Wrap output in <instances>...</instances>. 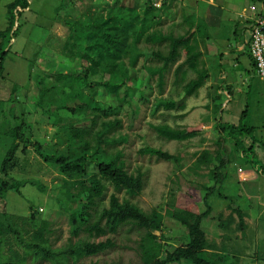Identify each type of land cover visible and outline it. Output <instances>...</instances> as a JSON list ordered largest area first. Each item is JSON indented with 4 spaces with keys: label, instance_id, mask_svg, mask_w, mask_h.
<instances>
[{
    "label": "rangeland",
    "instance_id": "1",
    "mask_svg": "<svg viewBox=\"0 0 264 264\" xmlns=\"http://www.w3.org/2000/svg\"><path fill=\"white\" fill-rule=\"evenodd\" d=\"M11 1L13 0H0V31L9 25L7 5ZM206 1L209 0H166L163 15L152 19L149 31L184 34L189 27L183 22V6L187 3L193 9L192 4L199 2L202 11L208 7L210 10ZM225 1L227 0H215V3L222 5ZM233 1L238 3V0ZM239 1L243 5L254 3L258 8L264 9V0ZM143 4L144 0H31V8L20 18L21 28L10 43L11 51L6 60L4 77L0 78V100L6 101L7 111H15L17 115L24 113L23 116L30 124L32 138L40 142L43 149L51 151L64 147L63 142L56 137L57 127L35 107L33 96L38 92L35 83L38 78H43L51 85L54 83V76L51 77L48 73L75 69L63 53L69 33L66 21L83 20L88 15H106L111 10L120 11L122 5H134L140 9ZM123 9V13H128L127 8ZM220 12L221 18L214 27L205 20L209 24L211 38L200 39V49L204 52L201 61L210 69L211 76L201 87L203 89L198 98L186 99L184 109H166L159 102L168 98L176 99L184 94L180 86V94L177 95L173 90V83L174 68L185 60L186 55L182 53L180 60L166 72L164 93H161L159 75L156 72L160 62L152 55V51L161 49L166 52L168 43L152 44L144 39L138 43L140 55L132 68L137 80L129 83L135 92L133 104L124 106L118 115L121 126L107 133L109 141L103 143L102 147L110 155H119L129 172H143L144 189L140 195L130 196L124 191L116 192L105 180L108 188L99 200L98 212L109 205L110 195L116 192L121 199H129L147 212L157 209L164 214V227L159 231V237L163 241L178 245L187 240V227L173 219L170 212L188 205L200 210L206 209L203 195L206 193L205 187L215 184L210 166H215L217 161L213 163L215 165L209 166H197L195 161L204 149L215 154L224 144L220 139L222 133L216 131L213 125L217 124L214 94L217 87L226 82L231 89V96L227 91L220 94L219 103L227 111L221 115L223 121L237 124L242 111L248 109L241 124L254 126L255 131L252 134L241 133L238 129L233 134L226 132V135L232 137L227 138L226 145H223V157L229 162L223 172L224 180L215 186L208 199L214 204V210L210 217L204 219L203 227L208 240L216 245L213 249L215 252L234 256L238 264H264V175L257 169H264V80L257 76L251 59L245 52L246 42L252 34L251 25L234 12ZM202 15L203 13L201 18L205 19ZM6 42L4 39V48L7 47ZM130 65L127 61V66ZM202 66L203 62L200 68ZM185 69V82L197 76L195 70ZM204 99L209 100V108L195 110L188 115L195 108L191 103ZM114 117L115 115L101 117L95 131L102 128L103 119ZM71 118L77 122V117ZM159 124L198 128L202 132L185 141L168 140L155 129V125ZM253 141L254 146L249 150L248 146ZM235 142L239 143L238 148H235ZM146 146L179 155L181 168L171 161L142 154L140 149ZM22 148L23 144L20 145L9 174L5 176L0 173V184L3 180L11 183L12 179L28 182L20 187V191L7 190L0 193V212H8L19 224L25 223L20 218L26 219L31 214H35L40 220H47L49 224L45 238L51 255L27 253L25 244H19L15 235L10 233L4 236L2 242L4 261L18 264H75L74 257L65 252L70 246L110 238L115 243L114 247L78 260L85 264H143L140 244L146 235L144 228L124 225L116 233L96 236L82 230L78 236H73L69 222L70 207L77 204H64L60 200L64 176L57 166L45 162L32 146L25 152ZM5 152L6 149L0 144V158ZM219 193L227 197H221ZM231 203L233 206H241L251 216L245 218L248 227L244 231L238 227L239 217L237 213L233 214L229 206ZM260 212L262 215H259ZM220 215L221 221L228 222L226 228L220 226ZM97 219L98 214L91 222ZM32 234L33 232L24 235V240L34 239ZM24 257L25 261L22 262ZM173 264L191 263L184 261Z\"/></svg>",
    "mask_w": 264,
    "mask_h": 264
},
{
    "label": "trees",
    "instance_id": "2",
    "mask_svg": "<svg viewBox=\"0 0 264 264\" xmlns=\"http://www.w3.org/2000/svg\"><path fill=\"white\" fill-rule=\"evenodd\" d=\"M155 1L144 0L140 9L134 5H122L120 11L111 10L106 15H88L83 20L66 21L69 33L63 53L75 69L48 73L52 75L51 77L54 76V83L51 85L43 78H38L35 82L38 92L33 96L35 107L42 114L47 115L52 125L57 127L56 137L63 142L64 147L51 151L43 149L42 144L32 138V133L29 131L30 124L23 116L24 113L17 115L15 111H7L6 101L0 100V144L6 149L5 154L0 158V173L5 176L9 174L21 144H23L24 152L32 146L45 162L57 166L64 176L60 200L64 204L70 202L77 204L73 208L70 207L69 222L73 236H78L82 230L101 236L116 233L124 225L137 226L146 230V235L140 244L143 264H173L184 261L191 264H238L234 256L229 257L227 253H218L213 250L216 245L208 240L203 227L204 219L210 217L214 210V204L208 199L214 192L215 186L224 180L223 172L229 162L223 157V145H226L227 138H232L226 135V132L233 134L238 129L241 133L252 134L255 131L254 126L241 124L248 109L242 111L237 124L223 121L221 115L224 108L223 104L219 103L220 94L227 91L231 96V89L225 84L226 82L217 87L214 97L216 102L214 112L217 115L215 116L217 124L214 129L222 133L220 139L224 144L215 154L204 149L195 161L197 166L216 164L210 166L215 184L205 187L206 193L203 195L206 209L200 210L193 205H188L170 212L173 219L187 227V240L178 245L163 241L157 232L162 231L164 227V214L157 209L147 212L129 199H121L116 193L124 191L130 196H137L144 189L143 172H129L125 169V164L120 160L119 155H110L102 147L103 143L109 141L107 133L121 126L118 115L124 106L133 104L135 92L134 87L129 83L137 80V75L132 68L140 55L138 43L142 39L152 44L168 43L166 52L161 49L152 51V55L160 62L156 72L159 75L161 93H164L166 72L180 60L182 53L186 55L185 60L174 68L173 83L175 93L180 94L178 90L181 86L184 94L176 99L161 100L159 105L166 109H184L186 99L195 95L211 76L210 69L204 65V61H201L204 52L200 49V39L211 38V31L205 19L198 17L194 9L185 5L183 6V22L189 28L184 34L174 35L160 30L150 32L152 19L161 18L164 4H166V0H163L162 6L156 7ZM7 7L9 25L5 30L0 31V38H2L0 78L4 77L6 60L11 51L10 43L21 28L19 20L31 8V0H13ZM123 8H127L128 13H123ZM4 39L7 41L5 48ZM248 49H245V52L250 56L251 63L255 67ZM127 61L130 62V66H127ZM201 62L203 66L200 68ZM77 65L80 66L76 67ZM185 67L197 72V76L187 82H185L187 75ZM14 94L17 93L14 92ZM112 115L115 117L103 119L102 128L95 131L101 117L109 118ZM72 116L77 117L76 123ZM155 129L164 138L178 141L189 140L202 132L198 128H179L169 124L155 125ZM254 143L253 141V145L248 146L249 150L253 148ZM238 144L235 142V148L239 147ZM140 152L171 161L179 168L182 166L181 157L167 150L146 146L140 149ZM257 169L264 175L263 168L257 167ZM105 180L114 187L116 192L110 195L109 205L99 213V200L103 198L108 188ZM27 182L28 180L12 179V182L8 183L3 180L0 184V193L7 190L20 191V187ZM219 195L227 197L220 193ZM229 206L233 214L237 213L239 217L238 227L241 230L245 229L246 212L241 206H233L232 203ZM97 214L98 219L91 222ZM221 217L220 215V226L226 228L228 222L221 221ZM20 219L25 220V223L19 224L8 212H0V264H18V262L4 261L1 252L4 236L10 233L15 235L19 244H25L27 253L51 255L45 238L48 221L40 220L35 217V214H31L26 219ZM30 232H33L34 239L24 240V235ZM114 246L115 243L108 238L105 241L75 244L65 252L74 257L75 264H85L78 259L97 255ZM24 261L25 257L22 258V262Z\"/></svg>",
    "mask_w": 264,
    "mask_h": 264
},
{
    "label": "crops",
    "instance_id": "3",
    "mask_svg": "<svg viewBox=\"0 0 264 264\" xmlns=\"http://www.w3.org/2000/svg\"><path fill=\"white\" fill-rule=\"evenodd\" d=\"M236 1H233V0H227L225 1L224 4L222 5H219V4H216L215 3V0H209V1H206V3L208 5H210V10H209V7L207 10H209L208 12H205V11H202V8L200 7L199 5V2L197 3H194L192 4L193 6V9L194 11L196 12L197 16L198 17H201V14L203 13V17L205 18V20H208L209 21V24L211 26H215L217 21L220 20L221 18V12L220 10H226V11H229V12H234L235 14L239 15L241 17V14L242 13H246L247 14V18H243L241 17L242 19H245L247 20V22H249V24L251 25L250 27V31L252 33V27H253V24L255 22V19L260 16L263 12H264V9H260L258 8L257 6V11L254 13V12H251V11H248V8L254 4V3H250L249 5H243L244 3H242L241 1L238 0V3L235 4ZM185 5H187V3H185ZM204 10V9H203ZM208 24V25H209ZM251 39V38H250ZM249 45H250V40L246 42V48H249ZM202 50V49H201ZM249 50V49H248ZM246 51V50H245ZM249 56V55H248ZM250 57V56H249ZM255 69V67H254ZM206 86V85H205ZM203 88L199 89V92L196 93V95H193V96H190L189 99H191L192 97L193 98H198V94H200V91L202 90ZM214 97H215V94H214ZM192 106H194L195 108H193L189 113L188 115H190L193 111L195 110H199V109H203V110H207L209 108V100H202L200 102H196V103H191ZM224 107V106H223ZM225 107L227 108V105H225ZM226 109L224 108L223 110V113L224 114ZM208 117V116H207ZM189 118H192V117H189ZM212 126V125H211ZM215 127V125H213V128ZM199 136V135H198ZM244 210V209H243ZM245 211V210H244ZM246 214H245V218H251V216L249 215V213L247 211H245ZM259 215H262L261 212ZM245 223H246V227H248V222H246L245 220ZM260 224V223H259ZM245 227V229H246ZM257 228L259 229L260 226H257ZM256 228V229H257ZM243 229V231L245 230ZM245 237V236H244Z\"/></svg>",
    "mask_w": 264,
    "mask_h": 264
},
{
    "label": "built area",
    "instance_id": "4",
    "mask_svg": "<svg viewBox=\"0 0 264 264\" xmlns=\"http://www.w3.org/2000/svg\"><path fill=\"white\" fill-rule=\"evenodd\" d=\"M163 0H156L154 5L161 7ZM248 11L256 12L257 6L252 4ZM241 17L247 18L246 13H242ZM250 55L255 63V71L257 76L264 80V12L255 19L252 27V34L249 45Z\"/></svg>",
    "mask_w": 264,
    "mask_h": 264
},
{
    "label": "water",
    "instance_id": "5",
    "mask_svg": "<svg viewBox=\"0 0 264 264\" xmlns=\"http://www.w3.org/2000/svg\"><path fill=\"white\" fill-rule=\"evenodd\" d=\"M157 234L159 235V232H157Z\"/></svg>",
    "mask_w": 264,
    "mask_h": 264
}]
</instances>
